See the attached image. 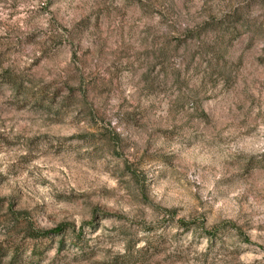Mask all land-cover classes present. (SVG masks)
<instances>
[{
  "label": "rangeland",
  "instance_id": "1",
  "mask_svg": "<svg viewBox=\"0 0 264 264\" xmlns=\"http://www.w3.org/2000/svg\"><path fill=\"white\" fill-rule=\"evenodd\" d=\"M0 264H264V0H0Z\"/></svg>",
  "mask_w": 264,
  "mask_h": 264
}]
</instances>
